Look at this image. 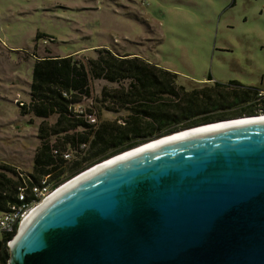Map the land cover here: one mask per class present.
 Returning a JSON list of instances; mask_svg holds the SVG:
<instances>
[{
  "label": "water",
  "instance_id": "1",
  "mask_svg": "<svg viewBox=\"0 0 264 264\" xmlns=\"http://www.w3.org/2000/svg\"><path fill=\"white\" fill-rule=\"evenodd\" d=\"M259 115L180 129L80 171L23 217L7 263L264 264V117L214 125Z\"/></svg>",
  "mask_w": 264,
  "mask_h": 264
},
{
  "label": "rangeland",
  "instance_id": "2",
  "mask_svg": "<svg viewBox=\"0 0 264 264\" xmlns=\"http://www.w3.org/2000/svg\"><path fill=\"white\" fill-rule=\"evenodd\" d=\"M101 47L177 73L185 90L210 75L264 91V0H0V163L30 172L39 143L41 119L16 105L27 98L30 55L86 59ZM103 84L92 81L93 93ZM242 105L249 101L219 111Z\"/></svg>",
  "mask_w": 264,
  "mask_h": 264
},
{
  "label": "trees",
  "instance_id": "3",
  "mask_svg": "<svg viewBox=\"0 0 264 264\" xmlns=\"http://www.w3.org/2000/svg\"><path fill=\"white\" fill-rule=\"evenodd\" d=\"M40 36L37 33L34 40ZM30 56L33 63L27 98L16 101V105L21 116L41 119L36 127L39 143L30 172L22 174L0 163V210L17 200L20 185L29 187L46 177L54 189L130 147L180 129L238 116L237 112L258 109L263 102L256 96L259 89L237 80L203 82L185 90L176 81L177 73L139 55L118 54L105 47L94 49V55L86 59L49 53ZM92 81L104 82L97 94L93 93ZM243 101H249V105L236 111H219ZM82 102H86L85 112L94 115V123L73 111ZM120 112L122 115L115 118ZM51 116L55 120L47 123L45 120ZM55 149L71 150L73 156L66 160L60 153L55 154ZM14 234L15 229L0 239V264H8L6 241Z\"/></svg>",
  "mask_w": 264,
  "mask_h": 264
},
{
  "label": "built area",
  "instance_id": "4",
  "mask_svg": "<svg viewBox=\"0 0 264 264\" xmlns=\"http://www.w3.org/2000/svg\"><path fill=\"white\" fill-rule=\"evenodd\" d=\"M256 96L257 98L264 100V91L258 90L256 92ZM87 101H89V99ZM85 104V102L76 104L73 111L79 115H83L89 123H94L95 117L92 113L90 114L85 112ZM53 152L55 154L60 153V155L66 160H70L73 156V151L68 149L64 151H58L55 149ZM57 186L55 188H57ZM51 187L52 182L47 180L46 177H43L38 184H33L29 187H25L23 185L17 187V200L15 202H11L7 209L0 210L1 238L6 236L7 233L14 231V229L15 231L18 229V226L27 211L34 207L41 198L55 189H52ZM10 240L11 238L6 241V244H9Z\"/></svg>",
  "mask_w": 264,
  "mask_h": 264
},
{
  "label": "bare ground",
  "instance_id": "5",
  "mask_svg": "<svg viewBox=\"0 0 264 264\" xmlns=\"http://www.w3.org/2000/svg\"><path fill=\"white\" fill-rule=\"evenodd\" d=\"M262 117H264V115H259V116H256V117H238V119H236V120H232V121H226V122H222V123H219V124H214V125H225V124H231V123H236V122H245V121H252V120H256V119H260V118H262ZM211 125H209V126H203V127H201V128H196V129H193V130H198V129H205V128H207V127H210ZM212 127H216V126H212ZM182 133V132H181ZM170 137V136H169ZM162 139H164V138H162ZM151 143V142H150ZM111 159V158H110ZM90 169V168H89ZM88 170V169H87ZM84 171H86V170H84ZM84 171H82V172H84ZM81 172V173H82ZM79 175V174H78ZM77 176V175H76ZM75 177V176H74ZM70 179H72V178H70ZM70 179H68L67 181H69ZM67 181H65V182H67ZM64 182V183H65ZM63 183V184H64ZM62 185V184H61ZM60 186V185H59ZM59 186H57V188L59 187ZM56 189V188H55ZM54 189V190H55ZM54 190H52L50 193H48L46 196H44L43 198H41L38 202H37V204L35 205V206H37L39 203H41L48 195H50ZM34 206V207H35ZM34 207H32V208H34ZM31 208V209H32ZM31 209H29L28 211H27V213L31 210ZM26 213V214H27ZM25 214V215H26ZM24 215V216H25ZM23 219V218H22Z\"/></svg>",
  "mask_w": 264,
  "mask_h": 264
},
{
  "label": "flooded vegetation",
  "instance_id": "6",
  "mask_svg": "<svg viewBox=\"0 0 264 264\" xmlns=\"http://www.w3.org/2000/svg\"><path fill=\"white\" fill-rule=\"evenodd\" d=\"M248 109H246L245 111H239L237 112L236 114L239 116V115H254V114H262L264 113V100L263 102L261 103V105H259V108L258 109H251V110H248L250 112L247 111Z\"/></svg>",
  "mask_w": 264,
  "mask_h": 264
},
{
  "label": "crops",
  "instance_id": "7",
  "mask_svg": "<svg viewBox=\"0 0 264 264\" xmlns=\"http://www.w3.org/2000/svg\"><path fill=\"white\" fill-rule=\"evenodd\" d=\"M124 53H128V52H124ZM130 54H134V53H130ZM135 55H137V54H135ZM75 56H77V57H81L82 55L81 54H76ZM209 76H207L205 79H204V81H202V82H200V83H203V82H208V83H210V82H212V81H217V80H215V79H213L212 77H211V79H207ZM241 83V82H240Z\"/></svg>",
  "mask_w": 264,
  "mask_h": 264
}]
</instances>
